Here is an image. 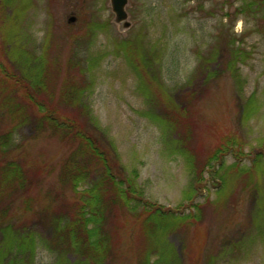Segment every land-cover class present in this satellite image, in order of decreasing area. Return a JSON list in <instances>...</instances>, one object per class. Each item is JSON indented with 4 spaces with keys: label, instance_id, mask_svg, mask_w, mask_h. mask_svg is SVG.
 <instances>
[{
    "label": "rangeland",
    "instance_id": "obj_1",
    "mask_svg": "<svg viewBox=\"0 0 264 264\" xmlns=\"http://www.w3.org/2000/svg\"><path fill=\"white\" fill-rule=\"evenodd\" d=\"M110 1L0 0V144L8 133L0 145V160L22 161L34 177L26 196H9L11 200L0 204L10 205L5 224H16L27 199L32 200L31 210L46 205L65 209L66 201L74 199L68 189H63V198L58 182L59 166L72 146L40 124L48 112L78 117L99 138L103 132L121 167L128 174L138 171L135 184L143 200L183 215L196 211L185 195L191 169L174 137L150 114L147 92L152 97L162 91L173 96L172 90L186 84L196 90L187 106L194 122L189 145L202 149L200 153L216 147L229 133L242 137V165L250 166L251 156L264 152V13L256 12V0H129L131 26L126 30L115 22ZM71 16L76 21L70 22ZM129 42L135 45L127 46ZM140 52L144 64L153 66L148 67L147 89L140 82ZM213 53L209 69L216 68L215 75L194 77L202 59ZM230 53L236 68L228 72L221 62ZM43 58L51 79L40 92L33 74ZM69 84L83 86L82 105L63 100ZM82 107L102 132L86 125L79 114ZM235 161L230 154L226 164ZM252 168V176L232 175L235 189L220 204L217 188L222 181L217 174H206V188L193 199L205 204L202 219H192L188 227L180 224L152 258L158 264H264V167ZM116 207L108 213L104 229L118 245L105 264H136L140 220ZM31 226L40 236L31 264H55L58 251L49 249V232ZM6 237L0 230V264H10L3 241L16 239ZM66 260L71 263L74 255Z\"/></svg>",
    "mask_w": 264,
    "mask_h": 264
},
{
    "label": "trees",
    "instance_id": "obj_2",
    "mask_svg": "<svg viewBox=\"0 0 264 264\" xmlns=\"http://www.w3.org/2000/svg\"><path fill=\"white\" fill-rule=\"evenodd\" d=\"M253 3L258 5L257 13H264V0H256ZM241 10L243 9H237V11ZM140 44L142 45V43ZM126 45L135 44L129 42ZM223 56L225 53L224 55L221 54V57ZM230 56L226 61L221 62L224 70L228 72L234 71L236 68L231 53ZM144 61H146L145 55L140 52L139 66H141L138 67L140 82L142 88L147 89L148 81L150 83L151 80L147 74L150 73L148 67L152 69L153 66L145 65ZM148 61L151 63V60L148 59ZM214 61L215 53L210 58H203L194 77H197L196 74L203 75L202 80H206L214 76L216 68L209 69V65ZM46 62L43 58L38 71L33 74L34 86L40 92L44 91L51 79V72ZM151 74L155 73L152 71ZM155 78L162 84L160 78ZM82 91L83 86L76 88L75 84H69L65 92L62 93L63 100L73 105H82L84 96ZM172 91H174L173 96L170 94L163 95L165 91H162L158 97H152L147 92L146 97L151 105L150 114L154 116L155 120L163 123L168 134L172 135L176 140V145H179L178 152L188 160L191 169V183L185 195L187 199L192 201L191 206L196 208V211L183 215L178 212L179 210L173 211L144 201L141 196L143 195L142 191L135 184L138 171L134 170L128 174L126 169L121 167L112 142L96 126L86 108L82 107L79 114L85 119L86 125L87 123L93 125L94 128L102 132L100 138L91 133L89 128H85L78 117L61 116L55 113L52 115L51 112H48L41 118L40 124H46L54 134L72 146L59 166L58 182L62 188V196H64L63 189H68L73 192L74 199L70 202L66 201L65 209L57 210L51 205H46L39 210H31L29 208L32 200L27 199L25 206L18 211L17 222L13 226L5 224L10 217V205L7 204L0 208V230L7 237L9 234L16 237L13 243L10 239L3 241L5 246L2 247L7 254H10V264L32 263L36 243L40 236L36 227L31 226V223L39 225L49 232L51 237L49 249L54 248L58 251L55 264H105L109 256L115 254L116 248L114 246L118 245V242L112 239L109 231L104 229V224L108 220V213L114 211L116 206L124 213H128L129 217L133 216L136 220H140L138 233L141 237V245L135 249L140 253L136 259V264H158V260H154L152 256L156 252L163 251L168 234H176V229L180 224L186 223V227H188L192 226V219H202L205 204L195 203L193 199L206 188V184L203 182L206 174L213 178L217 174L222 181L220 187L215 186L218 187L217 204H220L228 194L234 191L235 177L252 176L253 165L258 169L264 167L263 149L251 156L252 163L250 166L240 163V160L245 156L243 140L240 135L235 133H229L220 144L205 149L204 153H200L202 149L191 148L189 141L191 142L193 138L194 122L190 118L187 106L196 90L186 84ZM30 100L38 105L33 95L30 96ZM179 104L182 105L179 106ZM251 106L250 103L249 107L251 108ZM7 134L2 135V143L8 136ZM3 146L4 143L1 148ZM230 154L239 161L227 165L226 160ZM34 172L36 173L35 170ZM90 179L92 182L83 187V184ZM33 183L34 177L31 176L29 168L22 161L0 160V204L21 193H25L26 196ZM242 188L246 189L248 186ZM68 254L74 255V260L71 263L66 260Z\"/></svg>",
    "mask_w": 264,
    "mask_h": 264
},
{
    "label": "water",
    "instance_id": "obj_3",
    "mask_svg": "<svg viewBox=\"0 0 264 264\" xmlns=\"http://www.w3.org/2000/svg\"><path fill=\"white\" fill-rule=\"evenodd\" d=\"M129 0H111L110 5L112 8V11L115 14V22L120 25L121 30H126L130 28L131 22L129 20V15L126 10V6L128 4ZM76 16L69 17V21L73 22L76 21Z\"/></svg>",
    "mask_w": 264,
    "mask_h": 264
}]
</instances>
